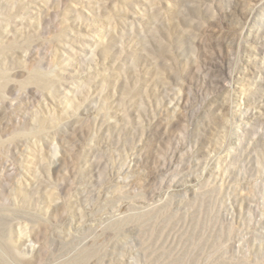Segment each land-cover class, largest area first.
<instances>
[{
	"label": "rangeland",
	"instance_id": "rangeland-1",
	"mask_svg": "<svg viewBox=\"0 0 264 264\" xmlns=\"http://www.w3.org/2000/svg\"><path fill=\"white\" fill-rule=\"evenodd\" d=\"M0 264H264V0H0Z\"/></svg>",
	"mask_w": 264,
	"mask_h": 264
}]
</instances>
